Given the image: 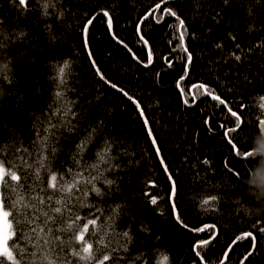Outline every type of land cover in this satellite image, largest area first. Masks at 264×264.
Segmentation results:
<instances>
[{
	"label": "trees",
	"instance_id": "obj_1",
	"mask_svg": "<svg viewBox=\"0 0 264 264\" xmlns=\"http://www.w3.org/2000/svg\"><path fill=\"white\" fill-rule=\"evenodd\" d=\"M28 8L25 12L11 0H0V64L10 69L9 79L0 76V158L17 167L22 159L33 164L27 190L0 189L9 202L17 194L36 196L35 189L45 187L35 179V161L42 154L69 183L81 180L71 201L72 215L84 222L99 217L90 226L99 232L94 239L115 251V264H241L250 250L244 264H264V134L259 126L264 117V0H31ZM103 11L110 13L111 30ZM181 32L190 64L178 47ZM186 64L189 75L180 81ZM97 68L116 89L100 78ZM229 108L242 123L226 136L239 123ZM52 124L57 126L51 130L54 138L43 132ZM38 135L49 137L42 153ZM248 154L252 157L244 156ZM40 174L43 179V170ZM169 174L177 190L171 200ZM93 176L100 178L86 183ZM93 187L105 194L97 196ZM152 195L158 198L156 205L150 202ZM209 197L216 199L203 204ZM173 202L188 227L176 220ZM64 216L56 228L67 226L70 217ZM204 225L215 227L194 230ZM35 226L39 231L44 225ZM30 227L22 229L19 242L28 252L23 264H48L41 256L50 245L35 238L29 242ZM125 231L130 238L122 235ZM248 232L255 237L254 249L251 237L232 244ZM57 235L66 251L53 264H69L73 234ZM213 235L210 244L195 247ZM43 236L51 238L47 232ZM103 254L108 253H99L100 258Z\"/></svg>",
	"mask_w": 264,
	"mask_h": 264
},
{
	"label": "snow or ice",
	"instance_id": "obj_2",
	"mask_svg": "<svg viewBox=\"0 0 264 264\" xmlns=\"http://www.w3.org/2000/svg\"><path fill=\"white\" fill-rule=\"evenodd\" d=\"M31 0H11L12 6L17 8L18 10L22 11H28V5L30 4ZM164 0H161V3H163ZM224 3L227 4L228 0H224ZM47 7V5H45ZM156 8H160V4H156ZM164 11L167 14H170L172 16H176V13L170 9H164ZM103 15L107 18V24L109 27V30H111L112 27V19L110 16V13L108 11H103ZM179 19V18H178ZM159 22V21H157ZM4 23L3 20H0V25ZM89 24L92 23L91 20L88 21ZM180 27L183 28L184 21L179 20ZM138 32L142 31L137 25ZM85 33L87 32V25H85ZM21 36L24 35L23 32L20 33ZM114 35V34H113ZM231 36V34H229ZM141 40H144V37L141 35ZM232 39L235 40V37L232 36ZM184 40V34L181 32L180 34V41L181 44L178 45V47H182V50L187 53V61L188 64L192 62V55L188 51L187 46L183 45ZM145 45L148 44L147 40H144ZM0 47H3L2 44H0ZM221 45H217V48H220ZM237 49H239V44L236 45ZM173 51H176L174 48ZM232 55L235 56V59L237 61L241 60V56L235 55L233 53ZM91 56V54H90ZM138 59V58H137ZM167 59V58H166ZM153 62L152 59V50L149 48V54H148V64H151ZM68 62H64V67H61L59 69V73L63 75L65 68L67 67ZM93 65L95 66V61H93ZM171 62H169V67H171ZM147 67V64L145 65ZM9 73L10 69L8 67L7 63L0 64V76H2L4 79H9ZM97 74L100 75V78L102 80H106V77L104 74L97 68ZM159 75V74H158ZM189 75L188 73V65H185V75L180 77V81L184 80L185 77ZM180 81H177V86L179 87ZM107 83H110L111 87L116 89L117 85L114 83H111L110 81H107ZM193 87H197L196 85H193ZM200 87L205 89V92L207 95L211 96L213 100L219 101L220 104H225V101L221 100L219 96L214 95L212 92L207 91V86L200 85ZM120 91H123L122 89H119ZM183 91V89L181 90ZM59 95V93H57ZM124 95H128L126 92ZM129 99H132L131 96L128 97ZM262 100H264V97H261ZM185 103H188L187 99L185 100ZM139 107V105H137ZM261 107H264V105H261ZM228 111L231 113L233 117H236V121L239 120V123H236L235 128H230L227 130L225 135L227 136L231 132H235L238 128H240L242 120L240 116H238L237 112L232 111L231 108L228 109ZM141 115L143 116V112H141ZM207 123V121H205ZM145 123L147 124V120H145ZM57 126L52 124L49 128L43 129V132L45 133H51V137H55V131H51L52 129H55ZM71 130V129H69ZM149 136L151 138L152 146L155 148L157 155H159L160 149L157 146L158 141L155 136H153L152 129H149ZM49 140L48 136H39L37 138V143L41 145V147L38 149V153L43 152V148L45 145V142ZM229 143L232 144L233 148H236V145L233 143L231 139H229ZM85 145L81 144L78 145V148L83 150V147ZM17 152L20 151V149H16ZM25 152L28 150L25 149ZM56 148L52 147L50 149L51 155H55ZM31 155V153H29ZM97 156L100 158L101 161L104 160V155L102 153H97ZM245 157H252L251 154L244 155ZM161 163L163 164V160H161ZM205 164L208 163L207 160L204 161ZM35 164L38 165L37 171L35 173V179L36 181H39L45 185L44 188H36L37 191L36 196H29L24 197L19 194H17V199L10 201V197L3 194V192H0V264H5V260L10 262V264H23V256L27 255L28 252L24 249L19 247V242L21 240V233L22 229L25 227H30V233L31 236L29 237V242L32 238H35L37 241H42L44 245H50L48 251L41 256L42 260H47L48 264H53V260H59L60 256L59 253L65 252V241L61 239L60 235H57V233H72V241H69L68 243L74 242L73 251L71 253L72 257L74 258L72 261L69 262V264H77L78 261L85 262V264H115L116 256L115 251L111 250L109 251V245L108 244H102V241L99 239H94V237H97L99 235V232H93L92 228L90 226H95L97 224V217L96 219H88L87 222H84V219L81 216H73L72 215V207L74 205L71 204L73 194L76 191H79L78 185L81 183V180L73 179L71 183H69L66 180V174L65 173H56L50 166V164L46 161V157H44L42 154H38V158L35 161ZM95 167V165L93 166ZM33 168V164L28 163L26 160H21V165L17 167L16 165L12 164L11 161H8L7 158H0V189H10L12 192H16L17 189H28V185L26 184V180L31 178V170ZM41 170L45 173L43 179H41ZM17 172H20L18 175ZM51 172L52 174L49 176L48 173ZM72 172L71 169H68V173L70 174ZM165 172L168 173L167 167H165ZM77 176H80L82 174L77 173L75 174ZM99 176H93L90 180L86 181V183H93V181L98 180ZM168 179L171 182L172 191L170 193V200L172 197H174L177 194L176 190V182L174 181L173 177L169 174ZM14 182V184L12 183ZM107 184L111 185L114 183L112 180H106ZM94 191L97 196H103L105 193L101 192L100 188L93 187L91 189ZM42 193V195H41ZM57 194H63L62 199H54V197L57 196ZM147 195V193H145ZM216 197H209L208 199H205L202 203L208 204L209 200H215ZM25 200H27V203H25ZM158 201L157 196L152 195L150 202L153 205H156ZM47 209V210H42ZM172 209L173 213L175 215V218L178 222L183 224V221L181 220V217L179 213L176 211L177 205L173 202L172 203ZM65 212L69 214L70 221L67 223L66 227L62 228H56V224H63L65 219ZM34 214V215H33ZM43 217V221L41 222L40 217ZM17 217H22L23 221L20 219H17ZM42 223L44 226L39 228V231H37L36 224ZM51 224L52 227H48V225ZM82 224V228H79V233H76L77 227ZM184 227H188L186 224H183ZM215 225H204L202 228L194 229L195 231H205L208 229L214 228ZM19 229V230H18ZM262 232H264V229H261ZM50 233L51 238H45L43 236V233ZM126 238L129 237V232L125 231L122 234ZM251 237L253 240V249L255 248V237L252 235L251 232L244 233L242 236H238L236 240L232 241V244H236L237 241H239L242 238ZM215 236L213 235L208 240H202L199 241L198 244L195 246L196 248H200L203 246H206L211 243L212 239H214ZM89 240H92L90 243ZM39 249L40 244L34 245ZM229 248H231V245H229ZM106 252L108 254H103L102 258H100L99 253ZM15 253V255H14ZM197 256L200 255L199 252L196 253ZM31 255L33 257L37 256V252H32ZM228 253L225 252V257H227ZM252 255V251L250 250L244 257L243 260H241V264H244V261L248 259L249 256ZM19 257V261H18ZM49 257H52V259H49ZM164 260L167 259V257L163 258ZM221 264H223V261H221Z\"/></svg>",
	"mask_w": 264,
	"mask_h": 264
},
{
	"label": "rangeland",
	"instance_id": "obj_3",
	"mask_svg": "<svg viewBox=\"0 0 264 264\" xmlns=\"http://www.w3.org/2000/svg\"><path fill=\"white\" fill-rule=\"evenodd\" d=\"M260 129L262 133L264 134V117L259 122Z\"/></svg>",
	"mask_w": 264,
	"mask_h": 264
},
{
	"label": "water",
	"instance_id": "obj_4",
	"mask_svg": "<svg viewBox=\"0 0 264 264\" xmlns=\"http://www.w3.org/2000/svg\"><path fill=\"white\" fill-rule=\"evenodd\" d=\"M235 152H236V149H235Z\"/></svg>",
	"mask_w": 264,
	"mask_h": 264
}]
</instances>
